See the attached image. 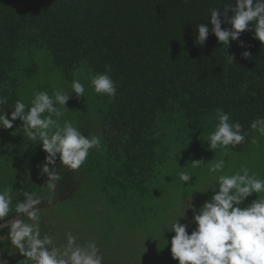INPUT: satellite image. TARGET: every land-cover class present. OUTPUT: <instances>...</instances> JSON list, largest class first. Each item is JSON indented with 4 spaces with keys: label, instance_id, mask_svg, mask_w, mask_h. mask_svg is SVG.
<instances>
[{
    "label": "trees",
    "instance_id": "16d2710c",
    "mask_svg": "<svg viewBox=\"0 0 264 264\" xmlns=\"http://www.w3.org/2000/svg\"><path fill=\"white\" fill-rule=\"evenodd\" d=\"M226 4L234 6L235 0H0V96L7 100L0 110L9 118L16 100L26 104L30 88L45 91L42 81L56 73L70 84L83 74V66L93 76L107 65L117 85L114 98L101 95L97 119L86 116L74 125L85 136H99L101 147L90 150L78 173L56 161L62 179L53 189L38 167L46 153L24 138L22 128L16 134L22 124L13 122L15 136L0 140V169L18 167V200L23 202L25 190L46 202L53 190H77L83 200L81 192L88 187L89 199L100 191L105 204L117 211L126 200L129 210L141 207V214L126 223L163 228L158 222L166 214L146 211L134 198L148 191L168 159V150L162 149L169 128L178 122L194 131L212 128L220 108L250 134L257 132L251 122L264 117V43L254 38L251 22L227 48L218 42L210 10L220 7L223 12ZM199 24L209 27L203 45L196 43ZM225 28L231 25L222 23ZM244 51L252 58H243ZM227 56H234V62ZM7 131L0 129V137ZM11 216L16 217L10 214L5 220ZM173 236L162 245L161 255L175 264Z\"/></svg>",
    "mask_w": 264,
    "mask_h": 264
},
{
    "label": "clouds",
    "instance_id": "9594fccd",
    "mask_svg": "<svg viewBox=\"0 0 264 264\" xmlns=\"http://www.w3.org/2000/svg\"><path fill=\"white\" fill-rule=\"evenodd\" d=\"M250 22L254 38L264 43V0H235V5L226 4L223 12L220 7L210 10L211 32L225 48L230 40H237L249 29ZM222 23L230 24L231 28L222 29ZM197 31L196 43L203 45L209 27L199 24ZM240 47H244L243 41H240ZM241 56L252 58L248 51L242 52ZM227 57L234 62V56ZM110 72V66L106 65L105 71L91 76L90 82L95 93L112 99L117 95V85ZM70 93H75L77 98L84 97V84L73 79L68 91L53 89L51 95L46 90L36 91L28 105L18 99L11 108L10 118L5 110H0V129H12L13 122L19 119L24 138L41 145L46 156L38 167L40 174L47 177L46 185L50 189L62 179L56 167L57 158L68 169L77 170L85 163L90 150L101 147L99 136H85L71 120L60 123V118L68 110L66 104L71 98ZM6 103V98L0 96V105ZM216 116L218 123L205 139L210 150L235 149L245 142L247 133L239 122L231 121L229 113L217 108ZM250 128L264 136V117L253 120ZM202 163L203 160H194L191 166L198 169ZM224 168L223 158L216 159L208 167V172L215 177V187L207 189L214 192L210 199L198 210L189 202L187 208L193 210L192 222L196 225L191 234L187 231L188 225L179 220L185 216L187 208L170 228L166 226V230L175 233L171 238V253L179 264H264V197L258 196L264 193V179L255 173L250 175L244 166L232 174H224ZM192 177L189 172L179 173L183 185ZM11 191V188L0 190V229H8L6 235H0V243L7 237L10 245L24 256L22 261L25 264H103V256L95 241L79 244L77 237L68 232L66 244L57 245L54 236L47 233L42 236L40 209L37 207L41 199L25 190L22 192L23 202L17 199L13 204ZM253 193L257 198L242 207ZM13 210L17 218L11 216L5 220ZM20 217H27L30 223ZM0 264H7V261L0 258Z\"/></svg>",
    "mask_w": 264,
    "mask_h": 264
},
{
    "label": "rangeland",
    "instance_id": "374dc122",
    "mask_svg": "<svg viewBox=\"0 0 264 264\" xmlns=\"http://www.w3.org/2000/svg\"><path fill=\"white\" fill-rule=\"evenodd\" d=\"M45 69L46 64H43L42 71L44 72ZM81 70L83 74L79 72L76 79H79L85 86L84 97L77 98L75 93H70L71 98L66 104L68 110L60 118L61 124L67 119L77 125L83 122L86 116L97 119V113L103 109L101 95L95 93L91 86L92 75L86 72L85 66ZM42 83L50 95L53 89L66 91L71 89V83H66L59 73ZM36 91L38 90L34 86L30 88L26 105L30 104ZM93 125H95L94 121ZM215 126L203 131H194L186 128L184 123L178 122L166 133L168 142L164 144L162 150H168V159H165L161 165L158 177L147 186L148 191L144 194L138 192L134 198L136 204L142 205L146 211L155 208L159 213L166 214L158 222L163 228L157 226L156 223L145 227L143 225L141 228L136 222L126 223V219L141 214V207L129 210L126 200L123 210L117 211L115 206L105 204L101 199L100 191H97L95 195L92 194V198L89 199L91 189L87 187L88 191L81 192L84 196L83 200L79 199L77 190L66 193L53 190L50 192L47 202L46 198L41 197V204L38 206L41 217V235L47 233L54 236L57 245L66 244L68 232L77 237L79 244L90 240L95 241L103 256V264H174L171 258L164 260L161 255L163 254L162 245L175 234L166 230V226L170 228L174 220L184 214L185 209L190 206L189 202L198 210L206 200L214 195L211 189L207 190L209 187H215V177L208 172V167L216 159L223 158L225 160L224 174H232L244 166L249 169L250 175L255 173L258 178L264 179V136L253 132L247 134L245 142L235 149L212 151L205 139ZM13 128L8 129L6 135L1 136L0 140L6 137L12 139L15 136ZM20 128L22 126L15 130L16 134ZM1 160L0 158V163ZM194 160H203L204 163L200 168L194 169L191 166V162ZM57 161L60 162L58 158ZM76 172L78 173V169ZM180 172H189L193 177L183 185V182L179 180ZM18 174L19 170L15 165L0 169V190L11 188L13 202L18 199L15 195L16 189L20 187L17 182ZM59 196L61 197L58 198ZM258 196L264 197V193H260ZM256 198L257 194L253 193L245 200L242 207L250 204ZM50 201L53 202L50 203ZM91 210H93L94 216H91ZM14 213L13 210L10 214ZM15 215L16 217L13 218H17L16 213ZM123 215L127 218H124ZM192 217L193 210L187 208L185 216L179 218L181 223L188 225L189 234L196 227L192 222ZM20 218L30 223L27 217ZM115 218L116 222L114 223L113 219ZM7 232V228L0 229V235H6ZM0 248H3L0 249L3 250L0 252V258L6 260L7 264H25V261H22L24 256L10 245L7 237L4 238L3 243H0ZM175 264H179V261Z\"/></svg>",
    "mask_w": 264,
    "mask_h": 264
}]
</instances>
